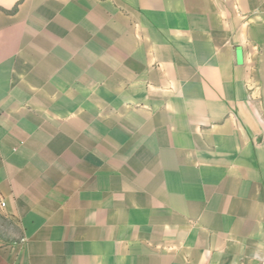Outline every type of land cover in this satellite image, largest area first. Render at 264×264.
Segmentation results:
<instances>
[{"label":"crops","instance_id":"1","mask_svg":"<svg viewBox=\"0 0 264 264\" xmlns=\"http://www.w3.org/2000/svg\"><path fill=\"white\" fill-rule=\"evenodd\" d=\"M0 264H264V0H0Z\"/></svg>","mask_w":264,"mask_h":264},{"label":"rangeland","instance_id":"2","mask_svg":"<svg viewBox=\"0 0 264 264\" xmlns=\"http://www.w3.org/2000/svg\"><path fill=\"white\" fill-rule=\"evenodd\" d=\"M21 237V231L15 222L7 218L0 209V242H14Z\"/></svg>","mask_w":264,"mask_h":264},{"label":"built area","instance_id":"3","mask_svg":"<svg viewBox=\"0 0 264 264\" xmlns=\"http://www.w3.org/2000/svg\"><path fill=\"white\" fill-rule=\"evenodd\" d=\"M0 205L1 206H5V202L3 200L0 199Z\"/></svg>","mask_w":264,"mask_h":264}]
</instances>
